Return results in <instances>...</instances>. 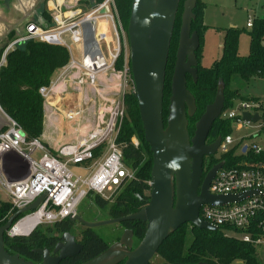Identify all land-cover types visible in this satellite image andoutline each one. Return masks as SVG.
Instances as JSON below:
<instances>
[{
	"label": "built area",
	"instance_id": "built-area-1",
	"mask_svg": "<svg viewBox=\"0 0 264 264\" xmlns=\"http://www.w3.org/2000/svg\"><path fill=\"white\" fill-rule=\"evenodd\" d=\"M64 7L65 2H58L52 8L56 12L53 21L58 29L42 30L34 25L29 26V34L8 47L0 68L5 64L8 51L17 44L30 40L48 43L47 39L54 36L58 45L67 48L71 55L70 63L62 69L60 79L72 71H80L76 84L81 88L95 87L100 74L115 70L122 45L116 26L118 14L114 1L106 0L88 14H83L79 8L69 12L66 18L63 14ZM106 7L110 8V12L101 15L100 12ZM110 23L113 25L116 43L113 51L106 53L96 30L87 31L86 28L102 24L109 26ZM252 27L253 21L249 20L247 28ZM66 35H69V43L64 39ZM74 46L83 47L81 62L73 57ZM131 82L133 83L132 79ZM55 85L52 82L49 88L40 90L44 99H49ZM126 88L127 81L118 92L122 97L111 101L108 117H102L97 128L84 135L77 143L60 147L56 153L48 151L40 139L28 140L20 125L0 106V186L11 198L6 203L17 212L45 196L36 211L20 216L13 223L6 233L9 238L29 237L38 228L54 226L74 218L78 215L82 201L91 195L112 201L123 186L135 178V172L124 162L123 147L118 143L126 116ZM238 110L239 115L231 112L225 116L228 120L249 124L243 120L244 113L251 116L258 114L260 120L264 114L261 104L256 101H242ZM257 137H249L248 140ZM133 144L135 147L139 146L136 139H133ZM234 145L236 142L232 135L223 138L218 150V162L225 165L217 172L209 192L215 196L249 192H255V195L247 197L241 203L224 207L203 206L200 218L219 230L224 228L238 232V240L257 246L263 238L256 240L253 230L257 228L264 231V162L253 161L250 157L258 158L264 155V150L258 143L242 140L236 156L243 158L235 165L227 166L222 158L234 149ZM73 166L83 169L86 176L76 177L71 169Z\"/></svg>",
	"mask_w": 264,
	"mask_h": 264
},
{
	"label": "water",
	"instance_id": "water-1",
	"mask_svg": "<svg viewBox=\"0 0 264 264\" xmlns=\"http://www.w3.org/2000/svg\"><path fill=\"white\" fill-rule=\"evenodd\" d=\"M95 3V0H88ZM198 0H186L183 6L179 45L171 84L168 116L164 118V97L167 66L181 0H132L131 16L127 30L130 45V67L134 85L133 96L137 101L143 125L145 142L153 158L149 204L138 213L108 221L90 223L79 215L68 220L86 229L109 225H123L139 221L146 224L145 237L135 247V234L125 230L120 241L110 246L96 258L83 264H153L160 248L180 228L192 225L199 230L219 231L218 227L200 218L203 206L224 207L241 203L255 192L239 195L215 196L209 188L224 163L214 166L203 178L206 157L215 156L221 138L208 144L214 124L225 110V85L219 84L214 102L207 106L195 124L194 135L189 132V119L197 114L196 98L187 88V77L198 81L199 61L197 52L201 41L197 31H192ZM104 8L100 14H108ZM58 45L56 37L47 39ZM246 123H258V114H243ZM246 150L244 149V152ZM40 197L32 205L12 214L0 228V264H35L11 255L6 251L5 235L22 215L36 211L44 200ZM84 246L70 232L61 236L53 252L37 249L40 264H63L77 258Z\"/></svg>",
	"mask_w": 264,
	"mask_h": 264
},
{
	"label": "trees",
	"instance_id": "trees-1",
	"mask_svg": "<svg viewBox=\"0 0 264 264\" xmlns=\"http://www.w3.org/2000/svg\"><path fill=\"white\" fill-rule=\"evenodd\" d=\"M105 1L95 0V3L92 4L86 0L85 4L93 9ZM113 1L120 21L128 30L132 0ZM185 1L181 0L167 66L164 97L165 121L168 116L172 77L179 45L180 25L178 22L182 17ZM203 8L204 4L198 0L197 8L194 11L196 20L192 24V31L198 32L201 41L200 49L197 52L198 81L194 83L191 76L187 77V88L196 98L198 109L196 116L189 119L191 136L194 130V121L198 122L207 106L214 102L220 83L225 85V110H227L233 106V101L241 98L242 89H234L235 81L239 80L250 84L255 79L264 80V18L255 19L253 27L248 32L250 37L248 56L242 57L239 53V30L230 29L225 34L220 59L214 63L212 68L207 69L200 63L202 29H204L201 20ZM7 49L8 46H5L0 50V63ZM70 60L71 55L67 48L38 40L17 44L6 54L5 64L0 68V106L10 118L20 125L28 140L41 139L44 131L45 99L40 90L49 88L54 73L65 68ZM122 62L123 57H121L120 63L118 61L117 69H121ZM168 75L170 97L166 99ZM241 101L252 100L242 99ZM125 112L126 116L118 143L123 147L124 162L135 172V178L124 185L112 201H105L99 196L91 195L89 197L102 210H107L111 219H120L138 213L150 201L153 158L150 147L145 142L138 104L132 93L125 97ZM227 135H231L230 123L220 119L213 126L210 141L213 143L219 136L224 138ZM137 138L140 143L138 147H135L133 139ZM236 151L237 148H234L229 154L223 156L222 159L227 163V166H233L243 158V156H236ZM250 159L264 162V155L258 158L250 157ZM15 212L10 204H1L0 228ZM74 226L75 224L66 220L54 226L38 228L29 237L9 238L5 235L6 251L11 255H20L26 261L40 264L42 259L34 251L37 249L52 251L61 236L68 232L72 233ZM122 226L125 230L134 231L135 247H137L145 237L146 224L134 221L126 222ZM223 229L210 232L199 230L189 224L183 226L160 248L157 257H160L161 261L157 264H233L236 261H243L245 264H258L257 246L226 236ZM188 232H191L193 237L189 247L186 246ZM253 234L256 240L264 238L262 229L255 228ZM80 244L84 246L81 254L63 264L86 263L109 248L107 242L92 229L86 228L81 234Z\"/></svg>",
	"mask_w": 264,
	"mask_h": 264
},
{
	"label": "rangeland",
	"instance_id": "rangeland-1",
	"mask_svg": "<svg viewBox=\"0 0 264 264\" xmlns=\"http://www.w3.org/2000/svg\"><path fill=\"white\" fill-rule=\"evenodd\" d=\"M200 1L204 4L201 19L204 26V29H202V48L200 51L201 66L210 69L214 63L220 59L224 44V37L227 30L230 29L239 30V53L242 57L248 56L250 49V37L248 32H250V29L247 28V23L249 20L254 22L255 19L264 18V0ZM58 2L61 3L60 0H0V50L5 46L9 47L15 41L25 38L29 34L28 28L31 25L40 29H42L41 26L43 25L50 26L48 30L58 29L53 21V17L56 12L52 10V8H54V4H57ZM63 2H65V7L63 9L64 18L68 17L69 12L78 10L79 8H81L83 14L91 12V8L85 4L86 0H64ZM181 18L178 22L180 28ZM109 26H111L114 41L116 43L112 23H110ZM116 26L122 45L121 55L118 59L120 63L121 57H123L122 65L120 64L121 69H117V61L115 70L110 71L111 74L106 73L107 76L104 74L106 76V80L98 79L95 87L84 88H81L76 84L75 81L77 79L71 78V75L74 74L72 71L68 75H65V78L63 79H60L61 76L59 77V83L66 80L64 87H62L61 84L58 85V89L51 93L49 99H45V111L48 112V116H51L49 118L52 120V123L44 124V131L40 140L51 153H56L60 147L66 145V142L72 140L71 137L73 134H75V138L72 144H75L84 135L97 128L101 117H108L111 108V101L122 97V94L118 92L120 87L125 85V81H127L126 94H133L134 85L131 82L130 45L127 29L124 27L119 17H116ZM99 28L97 29L99 30ZM101 35L103 34L101 33ZM68 37L69 35H66L64 36V39L69 43L70 41ZM72 51L73 56H76L77 50L75 47H72ZM126 70L127 72H125ZM116 75H119L118 79H116ZM112 77L118 80V84L120 86L118 87V90L106 91L102 84H105L106 86L107 83L112 85V83H109V80ZM56 78V76L52 78V82H54V84L56 83ZM235 82L236 84L234 85V89H242L241 98L233 101V106L224 111L221 120L230 123L231 135L236 142L234 148L238 149L239 143L242 140L246 141L247 139L248 143H258L264 150V114L258 123L249 124L231 121L225 116L231 112H235L239 115L238 107L242 102V99L257 101L261 104L262 108H264V80L255 79L250 84H245L239 80ZM169 88L170 79L168 75L166 99L167 97H170V93L168 92ZM101 90H104L103 94H100ZM124 90L125 87H123V91ZM78 92H83L80 95L84 94V92V95H87V101L84 104L85 117L82 122H79L74 118L78 115V112L76 114V107L82 101ZM196 123L197 120L194 121L193 124L194 130L191 133L192 136L195 132ZM73 130H76L75 133ZM78 130H80V132H78ZM254 136L258 137L253 138L251 141L248 140L249 137ZM136 140L140 143L138 138ZM217 157H220L219 153ZM71 169L76 177L86 176V172L79 168V166H73ZM10 200V196L0 186V208L2 203H9ZM78 215L90 223L111 220L108 216V211L102 210L89 198L84 199L80 204L78 208ZM84 230V226L76 223L71 234L76 237V240H79L81 239V234ZM93 231L101 239L107 242L109 246H112L122 237L124 228L120 225H109L95 228ZM223 233L226 236L237 239L240 237V233L229 229H223ZM192 239L193 237L191 232H188L186 242L187 247L190 246ZM257 260L258 264H264V238L261 239V243L257 245ZM159 261H161V258L156 257L153 264H157ZM233 264L245 263L243 261H236Z\"/></svg>",
	"mask_w": 264,
	"mask_h": 264
},
{
	"label": "crops",
	"instance_id": "crops-1",
	"mask_svg": "<svg viewBox=\"0 0 264 264\" xmlns=\"http://www.w3.org/2000/svg\"><path fill=\"white\" fill-rule=\"evenodd\" d=\"M61 2H63L64 0H60ZM87 6V5H86ZM91 11H92V9H91ZM100 27V28H99ZM41 28H42V30H47L48 28H50V26H47V25H43V26H41ZM97 28H99V30L97 29ZM87 31H92V29H93V31L94 30H96V34H97V37L98 38H100L99 40H100V42H102V48L104 49V51L106 52V53H108V51H113V49L115 48V46H114V44H115V41H114V36H113V34H112V30H111V26H107V25H104V26H96V27H91V26H87ZM101 33L103 34V35H101ZM89 43V41L86 43V44H88ZM106 44H108V46L106 45ZM75 47V49L77 50L76 52H77V55L76 56H73L74 57V59L77 61V62H81V60H82V58H83V47L82 46H74ZM73 52V51H72ZM61 73H62V70H58V71H56L55 73H54V77L56 76L57 78H56V85H55V87H54V89L52 90V92H54L55 90H57L58 88H57V86L58 85H60L61 84V86L62 87H64V83H65V81L66 80H64V81H62V82H58L59 81V77L61 76ZM106 73H110V71L109 72H106ZM106 73H102V74H100L99 75V77H98V79H103V80H106L105 79V77L107 76L106 75ZM80 71H74V74H72L71 75V78L72 79H77L79 76H80ZM106 76H105V75ZM111 74V73H110ZM101 75H104V76H101ZM53 77V78H54ZM116 77V79H118L119 78V75H116L115 76ZM116 79H114L113 77L109 80L110 82L109 83H112V85H110V84H108L107 82V86L105 85V84H102L103 85V87H104V89L106 90V91H113V90H118V87L120 86L119 84H118V80H116ZM68 81V80H67ZM61 86H59V87H61ZM75 87V86H74ZM87 92H88V90H87ZM79 93V92H78ZM81 93H83V92H80L79 93V96H80V98L82 99V101L77 105V107H76V114H77V112H78V115L76 116V117H74L75 119H77L79 122H82L83 121V119H84V117H85V109H84V104L86 103V101H87V95H84L85 94V92H84V94H82V95H80ZM104 93V90H101L100 91V94H103ZM46 109H45V104H44V113H45V121H44V124H46V123H52L51 121V119L49 118V117H51V116H48V112H46L45 111ZM74 119V120H75ZM102 121V117H101V119L99 120V123ZM74 131V133H75V131L76 130H73ZM78 132H80V130H78ZM74 135L75 134H73L72 135V137H71V139L72 140H69L68 142H66L65 144L67 145V144H72L73 143V140H74Z\"/></svg>",
	"mask_w": 264,
	"mask_h": 264
},
{
	"label": "flooded vegetation",
	"instance_id": "flooded-vegetation-1",
	"mask_svg": "<svg viewBox=\"0 0 264 264\" xmlns=\"http://www.w3.org/2000/svg\"><path fill=\"white\" fill-rule=\"evenodd\" d=\"M219 138H221V143H222V140H223V136H219ZM220 143V145H221ZM208 144H211V141H210V136H209V139H208ZM220 147V146H219ZM219 150V149H218ZM218 155V152L215 156H212V157H206L204 159V165H203V178H202V181L204 180L205 176L208 174V172L216 165H218L220 162H218V160L220 159V157H217ZM76 225V224H75ZM122 226V225H120ZM125 231V229H124ZM120 241V239H119ZM78 243L81 242V239L77 240ZM59 243V242H58ZM57 243V244H58ZM56 244V245H57ZM110 247V246H109ZM55 248V247H54ZM53 248V250H54ZM53 250L51 252H53Z\"/></svg>",
	"mask_w": 264,
	"mask_h": 264
},
{
	"label": "bare ground",
	"instance_id": "bare-ground-1",
	"mask_svg": "<svg viewBox=\"0 0 264 264\" xmlns=\"http://www.w3.org/2000/svg\"><path fill=\"white\" fill-rule=\"evenodd\" d=\"M102 26H104V24H102ZM34 221H35V220H34ZM34 221H33V222H34Z\"/></svg>",
	"mask_w": 264,
	"mask_h": 264
}]
</instances>
